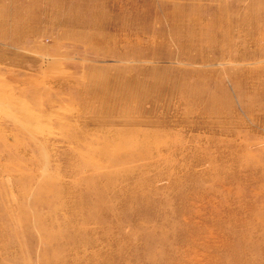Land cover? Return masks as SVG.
I'll list each match as a JSON object with an SVG mask.
<instances>
[{"label": "rangeland", "instance_id": "374dc122", "mask_svg": "<svg viewBox=\"0 0 264 264\" xmlns=\"http://www.w3.org/2000/svg\"><path fill=\"white\" fill-rule=\"evenodd\" d=\"M252 263L264 0H0V264Z\"/></svg>", "mask_w": 264, "mask_h": 264}, {"label": "bare ground", "instance_id": "6f19581e", "mask_svg": "<svg viewBox=\"0 0 264 264\" xmlns=\"http://www.w3.org/2000/svg\"><path fill=\"white\" fill-rule=\"evenodd\" d=\"M236 242V241H235ZM238 242H240V241H238ZM239 244V243H238ZM234 245H236L235 243H234ZM238 246V245H237ZM234 247V246H233ZM238 248H239V246H238ZM234 251V250H233ZM238 251H239V249H238ZM235 253V252H234ZM233 255V254H232ZM239 255V254H238ZM237 256V255H236ZM245 257V256H244ZM238 259V258H237ZM242 259V258H241ZM240 259V260H241ZM253 264V263H252Z\"/></svg>", "mask_w": 264, "mask_h": 264}]
</instances>
